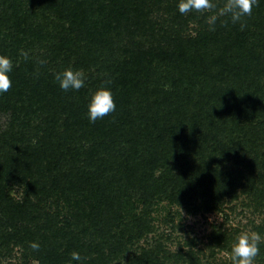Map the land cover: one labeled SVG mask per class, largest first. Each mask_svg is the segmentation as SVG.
Wrapping results in <instances>:
<instances>
[{
	"label": "trees",
	"instance_id": "1",
	"mask_svg": "<svg viewBox=\"0 0 264 264\" xmlns=\"http://www.w3.org/2000/svg\"><path fill=\"white\" fill-rule=\"evenodd\" d=\"M15 1L13 0L8 5L7 1L3 0L2 18L6 15L7 9L12 10L13 15L20 13L21 4H16ZM42 2L59 13L67 12L68 1L66 0H42ZM108 2H110L112 14H105L107 8L97 9L101 15H105L103 22L109 24L108 27L103 26L99 36L105 37L109 31L110 34H113L105 41L98 38V41L93 39L94 41L89 43L90 46L102 51L100 56L105 57L102 62H108L105 53L113 50L120 58L117 62H111L105 70L103 79L86 83V86L79 91L64 92L54 80L55 72L38 71L32 61L28 67L24 62L20 67H14L10 74L13 81L12 87L7 93L0 94V110H14V105L19 99V102L22 103L20 110L24 117L19 116L15 120H11L8 131L0 135V139L4 143L0 147V151H4L3 148H5V155L2 152L0 158L3 159L2 155L6 157L4 160L0 159L2 161H0V175L7 171L15 172L19 167L25 177L33 175L35 179L39 180L37 184H40V187L30 189L32 191L36 189L37 191L58 192L65 195L76 190H81V193L89 190V198L93 203L90 205L89 213L84 217L85 222L86 225L93 227L102 226L100 229L104 236L107 235L111 226L106 220L102 222V218H108L114 211L115 204L120 198H128V191L132 188L139 187L148 198L153 197L156 192L169 189L173 196L176 195L174 197L178 195L190 197L195 190H202L206 192L204 200H210L214 204L218 199L217 192L223 195L231 194L234 181L231 176H226L215 167L214 158L218 156L224 158L233 156L236 159V165H244L248 171L241 173L242 178L246 181L245 190L253 189L256 194L261 196L260 199L264 200V152L259 153L264 146V137L262 136L264 135V104L255 97L256 93L254 95L248 93L250 98L247 99L249 101L247 104L246 99L241 102L243 103L240 104L241 106L239 103L229 104V101L225 100L226 106H219V101L226 94L223 87L217 90L216 97L213 96L208 101L201 100L198 103L193 102V94L182 85L183 80L172 85L173 89L184 88L183 91L176 93L168 92V90L155 91L156 82L153 80L157 69L152 70L151 67L155 57H158L161 65L169 70L174 68L179 72L182 69L205 72L209 70V64H207L209 59H213L208 57L209 47L220 45L217 35L208 36L206 30L202 29L203 33L202 31L198 33V37L184 40L181 37L182 29L175 30L173 28L172 37H166V32L160 30L158 33L160 38L153 42L152 39H149L148 45L133 41L124 44L122 38L125 35L118 32L121 24L130 21V17L138 23H146L145 19L149 10L141 9L139 6L126 5L121 0H109ZM258 3L264 5V0H259ZM141 4L144 5V2ZM80 5L83 4L80 3L78 6ZM78 15L82 19L80 23L77 22ZM78 15H72V25L78 27L79 34H83L87 26V10L85 11L82 6ZM176 16L180 17V20L182 19L181 14ZM145 25L140 33L146 34L147 25ZM218 27L217 34H221V25L218 24ZM150 32L152 34V31ZM89 36L92 37L93 34ZM94 37L96 38V36ZM117 39L120 42H117ZM99 40L102 41L99 42ZM82 47V45L77 46L72 51L75 54L77 49ZM89 54L90 57L95 56L92 52ZM218 60L223 65L221 62L220 64L215 63L214 68L226 66L220 71L221 76L232 73L234 70V78L242 79L243 75L240 70L229 68V62L232 61V51L229 48L224 50ZM85 61L87 62V59L80 62ZM77 65L79 62L76 63ZM241 68L239 67V69ZM105 81H110V83H105ZM188 84L187 82V87ZM102 85L110 88L113 92L116 110L102 120L90 123L86 116L88 97L91 91ZM131 88H133L132 93L130 92ZM119 89L122 92H119ZM251 99H255L254 104ZM35 106L37 107L35 113L38 112L41 119L36 130L40 129L44 135L39 138L38 145L31 147L27 144L29 140L25 138L24 132L17 134L13 133L15 131L12 129L14 125L26 128V124L29 122V110ZM220 108L222 110H219ZM252 112L263 118L261 123L253 125V122L250 121ZM217 113L220 114L219 117ZM249 121L250 124L246 127L245 124ZM60 128L85 131L91 144L86 150H82L86 162L83 167L78 168L76 165L80 162L79 157L83 156L78 154L77 159H72L73 163L67 172L56 175L51 167L52 161L41 162L49 149L53 148L49 145L45 146L49 139L48 135H52ZM180 138H184L186 141L179 145ZM123 139L126 140L131 151L124 153L121 152L122 149H118L114 152L115 146H118ZM18 144L21 147H18ZM69 151L72 152V149ZM17 152L20 154L19 157H17ZM170 159L173 164L181 165L178 168L179 173L175 174L173 170L175 165L169 168L168 161ZM247 160L248 162L245 163ZM42 164H44L43 167ZM258 166L263 173H258ZM54 167L57 168V163L54 164ZM158 169L161 174L156 178L154 174ZM24 172L27 174L25 175ZM255 178H260L263 183H256ZM258 185L261 187L258 188ZM28 205L29 207H25ZM22 208L29 210L31 208L28 195L24 205L20 206L0 192V213L5 216L22 215L24 214ZM72 224L67 222V225L59 229L54 237L59 241H65V247L62 244L61 246L57 244L58 247L55 248L54 244L56 243L50 242L46 236L42 238L39 250H34L42 264H65L70 260V254L73 251L80 253L84 250L85 247L81 245V236L87 235V228L76 232L71 228ZM80 225L84 226L83 223ZM233 234L231 230L219 229L211 237V242L217 244L226 242L227 246H225L228 252L234 240ZM33 235L32 242L36 238L35 233ZM26 236H30L29 240H32L31 232L30 234L27 232ZM260 247L257 264H264V243ZM200 253L201 251L195 253L191 250L185 253L180 252L173 257V262L175 264H209L207 260L203 263ZM157 256L158 253L147 252L134 260L132 264H155L159 261ZM165 259L167 260L166 256ZM221 262L219 264H230V259L228 257Z\"/></svg>",
	"mask_w": 264,
	"mask_h": 264
},
{
	"label": "rangeland",
	"instance_id": "2",
	"mask_svg": "<svg viewBox=\"0 0 264 264\" xmlns=\"http://www.w3.org/2000/svg\"><path fill=\"white\" fill-rule=\"evenodd\" d=\"M5 1L9 5L13 0ZM66 1H68L67 12L59 13L50 8L49 5L43 4L42 0H16V4H21L20 13L13 15L12 10L7 9L6 15L2 18L4 5L2 4L3 0H0V54L9 56L16 67H20L22 62L28 67L32 61L38 71L50 73L71 67L74 70L82 69L85 72L86 83L103 79L105 70L111 62H117L120 58L113 50L105 53L108 62H102L105 59V57L100 56L102 51L90 46L89 43H92L93 39L98 41V38L105 41L112 36L113 33L110 34V31L105 37L99 36L103 26L108 27L109 24L103 22L105 15L103 16L97 11V9L104 7L107 8L105 14H112L110 2H108L109 0L107 2L106 0ZM121 1L126 5L139 6L141 9L149 10L145 19L146 23H138L130 17V21L121 24L118 32L123 33V36L125 35L122 38L124 44L133 41L148 45L149 39H152L153 42L160 38L158 35L160 30L166 32V37H172V30L182 29L181 37L184 40L198 37V33H201L202 29L206 30L208 36L217 35L220 45L209 47L208 57L213 59H209L207 63L209 70L205 72L191 69H182L179 72L174 68L169 70V68L161 65L158 57H155L151 67L152 70L157 69V74L153 80L156 82V92L161 90H168L172 93L183 91L184 88H172L173 83L183 80L182 85L193 94V102L196 103L201 100L208 101L213 96L216 97L217 90L223 87L226 94L222 97L223 101L220 98L219 106H226L225 100H228L229 104L239 103L240 105L246 99L247 104L249 95L255 93V97L264 104V5L258 3L259 5L257 4L258 6L253 8L252 14L243 20L246 25L243 30L239 24L233 25L228 21L221 25V34H217L218 26L214 32L208 30L205 23L206 14L188 13L181 15L182 19L180 20V17L176 16L180 14L176 7L177 0ZM112 2L114 3V1ZM141 2H144V5ZM80 3L83 5L78 6ZM82 6L85 11L87 10V26L83 34H79L78 27L72 25V15H78ZM191 15L194 17H190ZM81 21L82 19L78 15L77 22L80 23ZM144 24L147 25L146 34L140 33L143 31ZM90 34L93 36L90 37ZM101 41L99 40V42ZM117 42L120 40L117 39ZM81 45L83 47L77 49L74 54L72 50ZM227 48L232 51V61L229 62V68L240 70L241 75H243L241 80L234 78V70L232 73L221 76L220 71L226 66L213 67L215 63L220 64L221 61L218 59ZM21 49L28 51L31 58L28 60L21 58ZM115 50L117 51V48ZM91 52L95 56L90 57L89 53ZM40 59H45L47 63L40 65L38 63ZM83 59H87V62H80ZM77 61L79 65L76 66ZM239 67L242 68L239 69ZM187 82L191 84H188V87ZM120 89L119 92H122ZM132 90L133 88L130 89L131 93ZM251 100L254 104L255 99ZM21 104L18 99L14 105V110H0V135L8 131L11 120L13 121L19 116L24 117L20 110ZM36 110V106L29 110V122L27 119L26 128L14 125L12 129L15 131H12L13 133L24 132L25 138L29 140L27 144L31 147L38 145L39 138L44 135L40 129L36 130L41 122L38 112L35 113ZM217 116L219 117L220 114L217 113ZM217 116L215 115L216 121ZM250 117H252L250 121L253 122V125H257L263 120L254 112L250 113ZM250 121L245 124L246 127L249 126ZM262 136L264 137V135ZM48 138L45 146L49 145L53 148L49 149L45 156L47 158L44 157L41 163L52 161L51 167L56 175L67 172L73 163L72 159H77V155L82 154V150H86L91 144V140L85 131H76L75 129L60 128L52 135L49 134ZM185 141L184 138H180L179 143H177L180 145L181 142ZM2 144L4 145L0 139V147L3 146ZM58 145L62 146L59 147ZM17 146L21 147L20 144ZM3 149L2 152L5 155V148ZM71 149L72 152L69 151ZM118 149H122L121 152L124 153L131 151L124 139L118 146H115L114 152ZM76 150L77 152H75ZM2 152L0 151V154ZM263 152L264 146L259 153L262 154ZM19 155L17 152V157ZM82 155L78 159L80 162L76 163L78 168L86 164L84 154ZM2 157L1 160L6 158L3 155ZM214 161L218 171L232 177L234 188H232L231 194L223 195L217 192L216 197L218 199L214 204L210 200H204L206 192L202 190H195L190 197L180 195L174 197L176 195L173 196L171 189H169L156 192L153 197L148 198L139 187L132 188L128 191V198H120L109 217L102 218V222L106 220L111 226L106 236L101 232L100 227L102 226L86 225L84 217L89 213L90 205L93 203L89 198V190H85L83 193L81 190H76L65 195L58 192L37 191L36 189L32 191L30 189L40 187V184H37L39 180L35 179V176L25 177L19 167L15 172H4L3 175H0V192L20 206L24 205L28 195L31 208L30 210L22 208L24 214H16L17 216H5L0 213V264H34V261L37 260L39 264H42L37 252L30 247V243L34 239L33 234L35 233L36 237L34 242L39 243V245L42 244V238L46 236L50 242L56 243L54 244L55 248L61 244L65 247V241H59L54 237L59 229L67 225V222L73 223L71 228L75 229L76 232L87 228V235L81 236V245L85 248L80 252L82 257L84 255L87 258L85 264H132L134 260L151 251L158 253L159 261L155 264H175L173 262L175 255L190 250L195 253L201 251L199 255L203 263L206 260L209 264L222 263L221 261L228 258L227 244L226 242L212 243L211 237L219 229L231 230L234 233L233 239L238 233L245 230H255L264 235V200L260 199L261 196L256 194L253 189L245 190L246 181L242 178L241 173L248 171L244 165H236V159L233 156L226 158L218 156L214 158ZM55 163H57V168L54 167ZM168 165L169 168L175 165L173 170L175 174L179 173L180 164H173L172 159H170ZM43 166L44 164H42ZM257 170L258 173H263L259 166ZM24 174L27 173L24 172ZM160 174L161 171L158 169L154 176L157 178ZM261 181L260 178H255L256 183H263ZM31 184L33 185L31 186ZM260 187L261 185H258V188ZM25 207H29V205ZM80 223H83L84 226ZM27 232L29 234L31 232V241L29 240L30 236L25 237ZM257 261L258 257L255 264ZM65 264H70V260Z\"/></svg>",
	"mask_w": 264,
	"mask_h": 264
},
{
	"label": "clouds",
	"instance_id": "3",
	"mask_svg": "<svg viewBox=\"0 0 264 264\" xmlns=\"http://www.w3.org/2000/svg\"><path fill=\"white\" fill-rule=\"evenodd\" d=\"M259 0H177V11L181 15L188 13L206 14L205 23L209 31H216L218 24L224 25L230 21L233 25L239 24L241 30L246 26L243 19L252 14L253 8ZM224 18V19H222ZM20 56L24 60L30 59L28 51L20 50ZM40 65L47 63L45 59L38 60ZM16 67L13 60L4 54H0V94L7 93L12 87L11 73ZM86 75L82 69L74 70L71 67L54 73V80L59 88L64 91H79L86 86ZM110 83V81H105ZM116 103L113 92L110 88L100 86L90 92L86 104V116L90 123L102 120L110 113L115 112ZM264 243V235L255 230H245L237 234L231 244L227 255L230 264H255L256 258L261 251V244ZM33 250H39L37 242H31ZM86 257H82L77 251L70 254V264H85ZM39 264V261H34Z\"/></svg>",
	"mask_w": 264,
	"mask_h": 264
}]
</instances>
